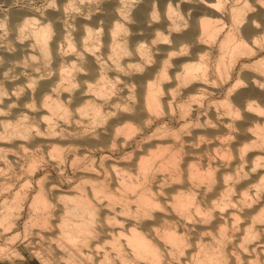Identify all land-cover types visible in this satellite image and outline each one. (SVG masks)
Here are the masks:
<instances>
[{
	"label": "bare ground",
	"instance_id": "1",
	"mask_svg": "<svg viewBox=\"0 0 264 264\" xmlns=\"http://www.w3.org/2000/svg\"><path fill=\"white\" fill-rule=\"evenodd\" d=\"M60 1L44 25L24 19L32 40L15 38L18 51L32 58L33 47L54 57V76L39 80L34 109L29 82L13 110L32 113L42 129L0 117L3 137L45 146L63 135L56 129L63 124L70 127L69 146L126 151L137 134L158 126L129 164L108 165L113 185L58 193L65 200L56 201L59 223L50 221L52 200L39 183L30 208L42 213L40 228L58 230L57 254L69 264L91 258L92 264H264V58L254 61L264 51V0ZM67 12L75 15L74 27ZM219 94L225 97L217 100ZM12 102L2 101L0 111ZM98 229L104 244L92 240Z\"/></svg>",
	"mask_w": 264,
	"mask_h": 264
},
{
	"label": "rangeland",
	"instance_id": "2",
	"mask_svg": "<svg viewBox=\"0 0 264 264\" xmlns=\"http://www.w3.org/2000/svg\"><path fill=\"white\" fill-rule=\"evenodd\" d=\"M59 2H61V1L60 0H0V29L2 30V31L0 30V32L2 33V34L0 33V44H1L0 45V92H1L0 93V95H1L0 96L1 97L0 98V102H1L0 105H2L4 103V102L2 103V101H4L5 99H9V100L13 101L14 103L17 102L16 104H14L12 102L15 106L17 105V108L12 105L13 106V107H11L12 111H11V109L10 110L7 109L8 110V112H7V110L5 108L2 109L0 112H3V113H0V117L6 121L11 122L12 126L19 119L20 120L23 119L22 122L27 121V123L29 122V124H31L34 128H35V126H36V128L38 126V128L42 129L39 125L38 120L36 119L37 117L36 116H35L36 118L33 117L32 113L26 112L28 114V116H27V114L24 111L13 112V110L15 111L16 109L18 110V108H20L21 105L19 104L20 102H18V101H20L21 99H23V97H25L24 93H25L26 87L24 85L26 83H29V82H30L29 85H32V87H34L36 89L34 90L35 95H33L31 97V99L34 98L33 101L30 99H26V100H30V101H28L29 104L31 103L29 108L31 107L30 109H34V107H35L34 105H36V100L38 101V99H37V93L38 92L37 91L39 90L38 89L39 87L37 88V86L39 84V80L40 81H44V80L47 81V80H50V78H52L54 76L53 69H52L53 64H54L53 63L54 57L51 54H50L51 60H50L49 56L42 57L43 55L39 51L37 52L38 49L36 47H33L36 50L35 52L37 54L33 51L34 50L33 49L32 50L33 52L31 51V56H33L32 55V53H33L35 57L32 58L29 55H27L26 53L18 51V46L16 44L15 38L19 35V37L16 38V40H18V41L20 40V38L22 39L23 42H27V41L32 40L33 39V37H31L32 34H26L25 33L29 29L23 28L24 19L26 17L35 18L36 22L37 23L39 22L38 24L44 25V23H46L47 21L46 20L43 21V19L44 18L46 19L48 17V13H49L50 9L57 8V6H58L57 3H59ZM81 11L85 12L84 10H78L77 11L78 14L80 13L81 15L82 14L86 15L87 11L85 14ZM67 13H68V15L66 14V22L68 21L67 22L68 26L70 25V27H72V26L74 27L76 25V21H75L76 18H74L75 15L72 12H71V14L69 12H67ZM67 18H68V20H67ZM28 32L30 33V31H28ZM55 33H56L55 31L52 32V34H55ZM20 35H21V37H20ZM73 36H74V34L72 35V37ZM53 37H54V35H53ZM23 38H24V40H23ZM19 43H21V41H19ZM63 44H64V42H63ZM67 45L68 44L66 43L65 46H67ZM65 46H64V50L68 47V46L67 47H65ZM43 58H46L45 62L43 61ZM261 58H264V51L263 50H262L261 56L258 57L257 59H255L254 61H257ZM12 59H14V60H12ZM47 59L50 63H48ZM253 62H251V63L247 62V64H252ZM241 67H242V64L239 65V69ZM9 85L10 86L14 85L13 86L14 88L10 87ZM227 86L229 87V84L226 85V87ZM29 87H31V86H29ZM14 89H16V91ZM22 90H23V92H22ZM19 91H20V93H19ZM14 92H15V94H14ZM17 97L20 98V100ZM215 97L217 100H221L225 96H224V94H219V95H216ZM11 98L12 99L14 98V99L12 100ZM16 100H18V101H16ZM26 100H24V101H26ZM34 102H35V104H34ZM32 104H34V105H32ZM4 110L6 111V114H5ZM203 112H205V111H203ZM14 115H16V117H14ZM26 116L29 117V120H27L28 118ZM17 118H19V119L17 120ZM24 120H26V121H24ZM34 120L37 121V123L34 122ZM165 120L171 126L174 125L173 127L175 129H179L182 125V121L173 123L171 120H169L168 117H166ZM59 123H62V122H59ZM73 123L74 122H71V124H70L71 129H76L77 126L74 127ZM59 125H56L57 126V128H56L57 132L60 131V132H62L63 135L60 136V132L57 133V135L59 134L60 137H56L54 139L52 138V140L49 139L50 142L48 143V145H45V146L44 145L39 146L40 143L36 144L34 142L35 139L31 140L30 138H28L26 140L27 137L25 138V137L21 136L20 137L21 139L19 138V136H16V135H15V137H14V135H13V137L8 136V138L3 137V134L5 136V132L3 133V130L0 129V130H2V131H0V133L2 132V135L0 134L1 135L0 140H2V141H0V218H2V219H0V264H58V263L65 264L66 262L68 263V261H67L68 259H66V258H69V257L67 255L63 256V257H65V259H64V258H62V255L64 253H62V254L59 253L60 257L58 256L59 254H57L58 251L56 249L59 247V245H57L58 243L56 244L55 238H56V236L58 238L59 232H58V230H56L55 226L51 225V223H50V225H51L50 228L49 227H43L42 225H41V227H43V228H40V226L36 223L38 221L36 215L38 214L41 216L42 213L40 214L37 212H33L34 209L30 208V205L32 203L31 200H33L34 195L37 194V192L40 189V186L42 185L41 188H43L45 190L44 191L45 195L47 194V196H48L47 198H49V201L52 200L50 202V205H49V208H50V206H51V208L50 209L48 208L50 216L47 213H46L47 214L46 216H49L50 221L51 220L53 221L52 223H55V222L59 223V220H58L59 214H57V213L60 212L59 211L60 208L58 209V207H59L58 204L64 203L65 200L64 201L58 200L56 197L58 195V193L59 194L61 193L62 196H64L63 195L64 193H65V195H67L68 194L67 190L73 189L72 187H74V186H77V190L84 189V188L86 190V187H87V191L88 190L90 191V189H91L90 186L93 182H94V184L96 183L97 186H101V183L102 184L105 183L106 185H110V184L113 185L114 179H115V178L113 179V175L115 176V174L108 165L110 163H113L114 161H117V160L128 161V162H125L124 164L125 165L129 164L130 163L129 161H131L130 159H132V156H133V153H131V152L132 151L136 152L138 149L139 142L142 143L143 139L145 140L148 137V135H151L153 133V131L155 130L156 126H158V124H157V125L151 127V129L149 130L148 133L137 134V136L134 137V139H132L133 144H131L129 146L130 148L128 146L126 147V151L122 150V149L120 150L118 148L114 149V151L113 150H104V149L96 151V149H93L91 147H86V149L82 150L81 147L78 148V147L69 146L70 144H67V143H69L67 141L69 139V137L67 135L69 134L68 131L70 129H68V128H70V127L68 125L63 126V124H59ZM191 128H193V127H190L189 129H191ZM62 129L64 130V133H63V131H61ZM66 129H68V131ZM187 133H190L187 131V129L183 130V137H188L190 135ZM184 134H186V135H184ZM55 139H56V141H55ZM59 139H62V140H59ZM140 140H142V141H140ZM14 141L15 142L20 141V143L16 142V143H18L16 145V144H14L15 143ZM26 141H28L30 144L27 145ZM21 142H23L24 145ZM207 142L211 143L212 141L209 140ZM31 143H33V145H31ZM29 145H31V146L29 147ZM36 145H37V147H36ZM56 145H57V147H56ZM65 145H67V146H65ZM14 146H18V147H14ZM24 146H25V148L27 147L28 150L27 149L25 150V148H23ZM28 147L32 150H35V149L36 150L32 151ZM55 147H56V149L58 148L59 151H58V149L56 150ZM63 147H65V148H63ZM129 154H130V156H129ZM74 156H76L77 158ZM74 158L77 159L78 161H76ZM133 158H134V156H133ZM33 160L35 162H33ZM73 160H75V161H73ZM110 171H112L113 173ZM126 173H128V171L125 170V171L120 172V174H118V175H120V177H122L121 175L126 174ZM82 181L86 182V183H84V184H86L85 186H84ZM109 182H110V184H109ZM52 185H53V187H52ZM78 186H82V188H79ZM16 190H17V192H16ZM16 193L21 194V195L19 194L21 198L17 197V199L20 198V200H19L20 202L18 201V203H20V204L17 203V199L14 197L16 195ZM101 198H103V196ZM14 199H16L14 201L15 204L17 203V205H19V206H16V208L13 207V200ZM54 199H56V200H54ZM56 201H58V202L60 201V202L58 203ZM66 201L68 202L69 200L66 199ZM10 202L12 203L11 204L12 206L9 204ZM17 207H19V208L21 207V208L17 209ZM7 208L10 210H8ZM9 211H10L11 215L10 214L8 215ZM2 216L3 217L6 216L9 219V220L7 219L8 222L5 219H3ZM31 216H33V218ZM99 216H100V214H99ZM99 216H98L99 219L97 220V223L95 224L96 227H98V228H100L99 225H100V221H101L100 219L102 218V215L100 217ZM30 217L32 218L31 222L29 221V220H31ZM2 220H5V222L3 221V223H1ZM9 221H11V222H9ZM12 222H15V223L13 224ZM27 222L30 226L25 225ZM9 223H10V225H9ZM34 223H36V224H34ZM5 224H7V225H5ZM52 226H54V227H52ZM36 227H38V228L35 229ZM33 228L39 232L34 231ZM45 228L48 229V230L46 229L48 233L45 231ZM51 228H53V229H51ZM98 231H100V230L98 229L97 232ZM35 233L37 234V236H35ZM38 233L39 234L42 233L40 235L42 237H40ZM46 233H47V235H46ZM57 233H58V235H57ZM54 234H55V236H54ZM99 234H100V232L96 233V235H93L92 240L93 239L99 240L100 237H97ZM45 236H49V238H47ZM94 236H96L97 238L96 237L94 238ZM38 237H40V238H38ZM52 238L54 241L51 240ZM101 238L102 239H100V240L102 241L103 237L101 236ZM37 239L41 240V241H39L40 243H38V242L35 243V240H37ZM43 239H44V241H43ZM48 239H50L51 241H49ZM100 240L97 241L98 244L99 243L104 244L103 243L104 241L101 242ZM57 242H58V239H57ZM42 244L44 247L40 246ZM40 247H41V249H40ZM69 247L71 248V246H69ZM72 247L73 248L79 247V245H73ZM70 248H67L66 250H70ZM32 250L34 251V253H32L33 252ZM36 250H37V252H39L38 255H37V252H35ZM48 250L52 251V252H49ZM66 253H67V251H66ZM5 255H7V256H5ZM57 257H59L61 259L59 260V258L57 259ZM73 258L76 261V257H73ZM94 258H95L94 260L96 262L97 258L96 257H94ZM89 259H90V257H89ZM84 260H85L84 262L86 263L88 259H84ZM54 261L55 262L57 261V262L55 263ZM62 262H64V263H62ZM75 263L77 264L78 261H76ZM88 263H89V260L86 264H88ZM92 263H93V261L91 258L89 264H92Z\"/></svg>",
	"mask_w": 264,
	"mask_h": 264
}]
</instances>
